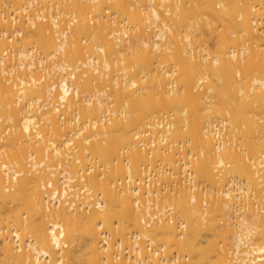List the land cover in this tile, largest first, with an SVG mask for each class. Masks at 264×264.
Here are the masks:
<instances>
[{"label":"bare ground","instance_id":"obj_1","mask_svg":"<svg viewBox=\"0 0 264 264\" xmlns=\"http://www.w3.org/2000/svg\"><path fill=\"white\" fill-rule=\"evenodd\" d=\"M3 5L20 21L0 16V31L10 33L0 39V264H67L82 249L84 264H264V0H0V11ZM81 64L87 69L77 72ZM121 150L132 166L113 165ZM158 159L171 172L183 169L176 178L159 167L166 186L175 181L185 193L176 205L181 241L166 220L150 226L139 206L151 190L135 184L143 179L137 167L148 172ZM216 166L225 170L218 189L226 198L219 220L204 223L186 189L198 176L212 193ZM102 167L127 182L103 179ZM76 176L105 199L85 200ZM154 199L142 198L146 208ZM166 200L162 210H171ZM224 227L230 235L222 246L198 245ZM152 243L174 245L189 260L163 257Z\"/></svg>","mask_w":264,"mask_h":264},{"label":"rangeland","instance_id":"obj_2","mask_svg":"<svg viewBox=\"0 0 264 264\" xmlns=\"http://www.w3.org/2000/svg\"><path fill=\"white\" fill-rule=\"evenodd\" d=\"M6 8V6L5 5H3L2 6V8H1V11H0V16H2V17H5L4 19L5 20H7V19H13V22H16V23H18L19 21H20V18L17 16V13L19 12L18 10H17V12H16V14H12V10L11 9H9L8 8V11L5 9ZM11 10V11H10ZM35 12H38V11H35ZM40 13H42V11H40ZM47 16H49V15H47ZM27 18V17H26ZM28 26V23H26V24H24V27H27ZM55 29V28H54ZM58 30L60 29V28H57ZM58 30L55 32V35L57 36V40L58 41H61L62 39H63V37L60 35L61 33H60V31H61V29L59 30V33H58ZM67 33H69V32H67ZM195 33H196V31H195ZM25 34L26 33H24L23 31L21 32V33H18V32H14V33H11V37H8L7 38V40L8 41H10V42H12V41H14L15 40V38L16 37H18L19 39L21 38V37H24L25 36ZM66 34V33H65ZM8 35H10V33H8V32H6L5 34H3L1 31H0V39L1 38H3V37H7ZM196 35H197V37L199 38L200 37V34L197 32L196 33ZM208 33L206 34V37H207V43H208V46H210L211 47V49H213V45H214V43H215V37H212V36H210V35H208ZM205 37V38H206ZM134 38V37H133ZM132 37H131V39L132 40H134ZM197 38V39H198ZM27 39V38H26ZM128 40V39H127ZM203 40L204 39H200L199 38V40H198V42H197V44H200L201 45V47H204V45H206V44H203L202 45V43H203ZM23 42L24 41H19V43L22 45L23 44ZM30 46V45H29ZM9 49H13V47H10ZM6 53V51L4 52V54ZM114 57H115V55L113 54L112 55V58H113V61L114 62H116L117 60L116 59H114ZM211 57V56H210ZM51 59V63H49V64H54L55 63V61H53V59L52 58H50ZM54 59H57V58H54ZM80 66V69L77 71V72H81V70H83L82 68H85V69H87L86 67H84L82 64L81 65H79ZM89 68V67H88ZM90 69V68H89ZM70 71V70H69ZM82 76H84V73H82ZM202 111V110H201ZM199 111V113L198 114H202V115H204V111ZM204 112V113H203ZM170 117L171 116H169V119H170ZM195 117V116H194ZM156 118V117H155ZM152 119L153 121H158V120H161L162 118L159 116V118L157 117V119ZM161 118V119H160ZM172 118V117H171ZM204 118H206V117H204ZM196 119L198 120V117H196L195 119H194V121L196 122ZM166 120V119H165ZM1 122V121H0ZM165 122V121H164ZM195 122H194V124H195ZM165 127V126H164ZM164 127H160V128H164ZM62 129H64V125L62 126ZM134 131V130H133ZM133 133V132H132ZM146 134L148 135V134H151V137L152 136H154V135H152V133H148V132H146ZM146 134H144V136H146ZM100 138V137H99ZM140 139V137H136L135 136V139ZM136 139V140H137ZM148 139L150 140V138L148 137ZM145 140V142L147 141V142H149V140ZM153 139H154V137H153ZM143 141V140H142ZM147 142L144 144V146L146 145V146H152V144L151 143H149V144H147ZM155 142H156V139H155ZM140 144H141V142H140ZM174 145H177L176 147H178L179 146V148H180V145L179 144H174ZM127 149V148H126ZM126 149H124L126 152L128 151V149L126 150ZM124 150H121V154H119V158H116L115 159V161H117V159H118V161H117V163L113 160V165L114 166H118L119 165V161H120V163H122L120 166L121 167H123V168H125V167H127V165L129 164L128 163V158H129V156L127 157V158H125L124 159V161L125 160H127V162L125 161V163L123 162V159H122V157L124 156V155H126V154H128V152L125 154V151ZM177 150H178V152L177 151H174V157L175 156H177V158H180V153H179V151L181 150V148L180 149H178L177 148ZM75 151H76V149H75ZM130 151V150H129ZM176 152V153H175ZM131 153V152H130ZM177 153H178V155H177ZM122 154H123V156H122ZM121 155V156H120ZM182 156V155H181ZM176 159V158H175ZM192 159H193V157H192ZM159 160V161H158ZM158 160H156V161H158V162H156V165H155V168L153 167V169H158L159 170V172H160V170L161 169H163V171H165L164 169H166L169 165H167L166 167H160V166H163V165H161L160 164V162L163 164V161H161L160 159H158ZM177 161L178 162H174L176 165H181L182 163H180L182 160H180L179 161V159H177ZM123 163L126 165V163H128L126 166H122L123 165ZM78 164H80L79 162H78ZM117 164V165H116ZM137 164V165H136ZM159 164H160V166H159ZM173 164V163H172ZM27 165H29V164H27ZM133 165V163H131V164H129V166H132ZM135 165L136 166H139V165H141V164H139V161H136L135 162ZM175 165V166H176ZM142 166H145V165H141V167H137V168H141L143 171H145V172H143V171H140V173L139 174H141L142 176V181L140 182V180H139V182H138V180H137V182L138 183H135V184H139V185H141V186H143V187H145V188H147L148 190H151V194L150 195H143L145 198L148 196V197H150V198H155L154 199V201L155 202H153V205L150 207V208H146L145 206H146V203H145V201L144 200H142V198H144V197H142V196H140V200H139V206H140V208H142V209H144L145 211L147 210V212H145L146 214H145V219H148V221L150 222V226H153V225H156L158 222H160V220H166L167 222H169L170 224H173L174 225V227H175V237H176V239H177V241H181V240H183V238H184V235H183V229H184V226H185V224L183 223V218L179 215V214H177L176 213V211H177V209H176V205H179L182 201H183V199H185L184 198V192L183 193H181L180 191H178V189H177V186H176V182L174 181L173 182V184H175V185H167L166 186V183L165 182H163V179L161 180V176L163 175V176H166V174H161V172H160V176L158 177V175H157V173L155 174V172H154V170L153 169H151L152 168V165H150L151 167H150V170L152 171H150V170H148V172H147V170L145 169V167H142ZM157 166V167H156ZM173 166H174V164H173ZM177 166V167H178ZM191 166V165H190ZM135 167V166H134ZM161 169H160V168ZM103 168V167H102ZM108 168V167H107ZM145 170H144V169ZM171 168V167H170ZM172 168H174V167H172ZM168 169L167 168V171L166 172H168L167 174L168 175H171V174H173V173H175V172H177V170H178V172H179V174L181 173H183V169H182V166H179V168L178 169H176L175 170V172H171V171H173L174 169ZM2 169H3V167H2ZM37 169H41V167H38ZM42 169H45V170H53V168L52 167H48V166H46V164L45 165H43L42 166ZM41 169V170H42ZM104 170H101L100 169V171H105L104 172V174L102 175L103 177V179H105V178H108L109 177V174H110V177L112 176V178L111 179H113V181H114V183L115 184H120L122 181L123 182H125L127 179L125 178V176H126V174L124 175V178L123 179H120V181L118 180V176H116V171L115 170H111V169H113V168H111V167H109L108 169H106V167L105 168H103ZM107 171H106V170ZM110 170V171H109ZM140 170V169H139ZM158 170H157V172H158ZM181 170V171H180ZM214 170V172L216 173V178H217V180H218V182L216 183V187H215V189H212V193H210V192H205V191H209V189H211L210 188V185H208V183H207V181H204V182H202L201 180H200V178L198 177V176H195V182L193 183V184H195V186H192L191 188L190 187H188L186 190H187V192H191L193 195H192V199H191V204H194V203H198V204H200V211L202 212V218H203V222L204 223H206V222H209V221H216V220H219V218H220V214L222 213L221 211H218L217 210V208L220 206V205H222L223 203H224V199L226 198V196L224 195V194H222L221 193V191H220V189H218L219 187H220V180H221V177H222V174L225 172V170H224V167H221V166H216V168L215 169H213ZM55 171V174L57 175L58 174V172L60 171V169H55L54 170ZM81 171L84 173V170L83 169H81ZM81 171H80V173H81ZM113 172V171H115L116 173L113 175V174H111L110 172ZM162 171V170H161ZM106 172H107V174H106ZM150 172H151V176L149 175L150 174ZM171 172V173H170ZM87 173V172H86ZM106 174V175H105ZM179 174H173V176L171 175V177H179L180 178V176H181V174H180V176H179ZM87 175V174H86ZM107 175H108V177H107ZM155 175V177H153ZM157 175V176H156ZM114 176H115V178H114ZM146 176H150L149 178L151 179V182H150V180H148V183L147 182H144L145 180H144V178L146 177ZM184 176V173H183V175L181 176V177H183ZM259 176H260V172H259ZM135 177H137V176H135ZM83 177H78V176H76L75 177V179H74V183H76L77 184V186L78 187H81V186H86L87 187V191H84V192H82V195H84V197H85V200H87L88 199V201H91V202H96V200L97 199H105V197H102V194L101 195H99L98 194V192H95V190L93 189V187H90V185H85V183H84V180L82 179ZM134 178V177H133ZM178 178V179H179ZM199 178V179H198ZM99 179L100 180H103V179H101L100 178V176H99ZM109 179V178H108ZM144 180V181H143ZM155 180V181H154ZM85 182L87 183V180H85ZM127 182V181H126ZM134 182V181H133ZM132 182V183H133ZM188 183H189V181H187ZM88 184V183H87ZM6 188H8L9 190L11 189V187L9 186V184L8 183H6ZM47 188H52V186H48ZM157 192H156V191ZM155 191V192H154ZM162 195H166V198L162 201V202H160V199L162 198ZM139 197V196H138ZM169 197H171L172 198V200H173V203L171 204V210H169V208H167V207H169V206H167L166 208L167 209H163L162 210V205H166L167 203H164V201L166 200V199H168ZM166 201H168V200H166ZM165 201V202H166ZM60 202L63 204V205H65V206H69L70 205V203H69V201H68V198H60ZM169 204V203H168ZM119 206V205H118ZM117 206V207H118ZM120 208H121V206H119ZM118 210H120L119 208H117ZM176 209V210H175ZM175 210V211H174ZM160 211V212H159ZM161 211H163V213H161ZM4 216H6V215H4ZM47 219V217H44V218H39L38 220H37V223H41L42 221H44V220H46ZM147 221V222H148ZM114 225H116V224H113V226ZM147 225V224H146ZM118 226V225H117ZM116 226V227H117ZM115 227V228H116ZM119 227H120V225H119ZM130 227V226H129ZM128 227V228H129ZM57 229H59V227L57 228ZM116 229H121V228H116ZM231 229V228H230ZM99 230H102L101 232L102 233H104V232H106V228L104 227L103 228V225H102V227L101 228H99ZM129 230H131V232H132V226L130 227V229ZM228 230H229V228H227V227H224V229L222 228V231H220V234H219V236L218 237H215V236H213V235H211V234H206V233H204L200 238H199V240H198V245L199 246H202V247H209V241L210 240H212V239H215V240H217V241H219V245L220 246H222V244H224V241L225 240H229V235H230V230H229V233H228ZM131 232H129L128 233V231H127V235H126V237L128 238H131V241L133 242V241H135V239H137V238H134V234H130ZM105 234V233H104ZM102 235V237H103V242L104 241H107V240H110V241H112V237H111V235H110V237H107V236H105V235H103V234H101ZM61 239L62 240H64V241H66V239H65V237L63 236V237H61ZM118 239V238H117ZM141 239L143 240V241H145V243H147L148 242V238L147 237H144V236H142L141 237ZM109 241V242H110ZM117 241V243H116V245H118V240H116ZM257 242H260V240H257ZM106 243V242H105ZM153 247H159L160 248V246L159 245H155L154 243H152L151 244ZM150 245V246H151ZM151 246V247H152ZM62 247H65V246H62ZM125 245H118V247H116V248H119L120 250H122L123 249V252L125 253L127 250L125 249ZM128 249V248H127ZM160 252H159V254L161 255V256H163V257H173V256H176V261H178V260H181V259H184V260H189V255L185 252V253H181L179 250H177L175 247H174V245H172V246H169V245H165V247H163V248H160ZM83 249L82 250H80V251H78V252H76L75 253V257H73V258H71L68 262H67V264H84L85 262H84V258H83V256H82V253H83ZM128 251H130L129 249H128ZM231 255V254H230ZM230 255H228L227 256V259H226V262L228 263L229 262V260H230ZM132 260V259H131ZM145 262H151V260H149V259H147Z\"/></svg>","mask_w":264,"mask_h":264}]
</instances>
